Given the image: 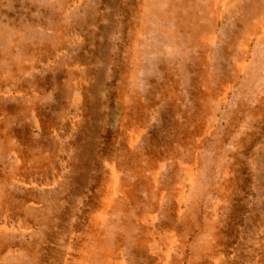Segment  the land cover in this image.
Masks as SVG:
<instances>
[{
    "label": "rangeland",
    "instance_id": "374dc122",
    "mask_svg": "<svg viewBox=\"0 0 264 264\" xmlns=\"http://www.w3.org/2000/svg\"><path fill=\"white\" fill-rule=\"evenodd\" d=\"M84 259L264 264V0H0V264Z\"/></svg>",
    "mask_w": 264,
    "mask_h": 264
},
{
    "label": "bare ground",
    "instance_id": "6f19581e",
    "mask_svg": "<svg viewBox=\"0 0 264 264\" xmlns=\"http://www.w3.org/2000/svg\"><path fill=\"white\" fill-rule=\"evenodd\" d=\"M222 13H223V12H222ZM222 13H221V14H222ZM113 202H114V201H113ZM158 244H159V243H158ZM85 261H86V260L84 259L83 263H80V264H84V263H85Z\"/></svg>",
    "mask_w": 264,
    "mask_h": 264
}]
</instances>
